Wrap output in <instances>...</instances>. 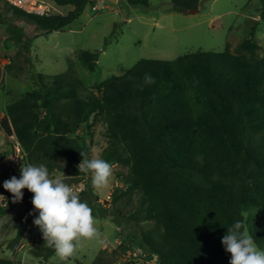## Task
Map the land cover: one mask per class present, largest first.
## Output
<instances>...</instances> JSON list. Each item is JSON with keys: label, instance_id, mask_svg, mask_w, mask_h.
<instances>
[{"label": "trees", "instance_id": "16d2710c", "mask_svg": "<svg viewBox=\"0 0 264 264\" xmlns=\"http://www.w3.org/2000/svg\"><path fill=\"white\" fill-rule=\"evenodd\" d=\"M0 1L8 16L50 32L68 26L93 0H53L72 9L49 15ZM173 2L175 10L187 11L198 8L200 0ZM8 30L30 50L33 37L23 26L10 22ZM262 48L254 26L238 43L239 52L228 45L223 51L198 50L173 60L142 58L94 88L72 67L54 75L33 73L36 88L7 104L0 128L16 138L24 165L86 175L77 166L81 152L91 159L93 148L79 131L102 118L107 145L101 159L126 169L118 173L125 187L115 189L111 204L119 209L122 198L138 194L139 206L127 217L140 227L139 242L156 255L157 264H229L222 237L236 221L264 250ZM80 56L87 69H96L99 52L82 50ZM146 73L154 83H145ZM12 176L20 178V169ZM12 176L0 181L1 191H7L3 182ZM23 193V200H32V192L25 188ZM80 193L93 215L106 216L105 207L95 202L92 184ZM9 209L0 207V217ZM114 221L121 223L116 214ZM25 230L23 225L11 240L13 252ZM33 252L45 259L55 253L48 246ZM0 264L24 262L0 257ZM93 264H106L103 254Z\"/></svg>", "mask_w": 264, "mask_h": 264}, {"label": "rangeland", "instance_id": "374dc122", "mask_svg": "<svg viewBox=\"0 0 264 264\" xmlns=\"http://www.w3.org/2000/svg\"><path fill=\"white\" fill-rule=\"evenodd\" d=\"M47 1L52 13L65 14L72 9L70 5ZM263 8L262 0H200L196 11H177L173 0H149L148 5H134L128 0H93L68 26L46 32L25 20L8 16L0 1V120L6 115L8 103L36 88L33 73L54 75L72 67L86 86L94 88L112 75L126 73L142 58L173 60L198 50L223 51L228 45L233 52H239L238 43L254 26L256 40L264 46ZM10 22L23 26L27 37H33L30 50L24 42L12 39L8 30ZM82 50L99 52L94 71L86 68L80 56ZM259 53L264 55V49ZM7 65L12 66L10 71ZM106 127L105 121L99 118L91 126L83 125L79 131L84 144L91 146L93 156L98 158L107 145ZM18 146L16 138L8 137L0 128V181L12 176L24 164ZM112 168L107 187L93 188L96 204L104 206L107 213L105 217L93 215L99 237L82 240L67 261H60L55 253L48 259L34 254L33 250L46 246L41 230L33 223L39 213L34 211L31 199L13 202L7 192L10 209L0 217V257L24 264H93L103 254L106 264H157L156 255L139 242L140 227L127 217L139 206L138 194L130 199L122 198L119 209L111 204L115 189L125 187L118 173L126 172L115 164ZM50 175L61 177L77 191L80 199L83 197L80 192L91 184L90 173L74 175L57 169ZM30 205L31 215L27 214ZM114 214L120 224L114 221ZM23 225L25 235L13 252L10 242Z\"/></svg>", "mask_w": 264, "mask_h": 264}, {"label": "clouds", "instance_id": "9594fccd", "mask_svg": "<svg viewBox=\"0 0 264 264\" xmlns=\"http://www.w3.org/2000/svg\"><path fill=\"white\" fill-rule=\"evenodd\" d=\"M145 83H154L150 74H145ZM83 157L78 164L79 173H90L94 189L107 187L112 176V165L104 159ZM21 176H12L3 182V187L13 194V202L23 200V190L33 193L31 203L38 212L33 223L43 234L45 245L55 251L60 261H67L77 251L82 240L99 237L92 208L82 202L77 191L61 177L51 176L44 165H21ZM30 215L32 213H29ZM241 221L227 228L222 237L226 252L231 254L229 264H264V250L256 245L253 237Z\"/></svg>", "mask_w": 264, "mask_h": 264}, {"label": "built area", "instance_id": "2783aa9c", "mask_svg": "<svg viewBox=\"0 0 264 264\" xmlns=\"http://www.w3.org/2000/svg\"><path fill=\"white\" fill-rule=\"evenodd\" d=\"M11 3L29 11L37 14L49 15L52 13L50 3L47 0H8ZM98 6H94L97 9ZM20 151V146L17 147ZM7 191L0 190V207L6 206L9 199ZM13 197V196H12ZM13 200V198H11Z\"/></svg>", "mask_w": 264, "mask_h": 264}, {"label": "water", "instance_id": "95a60500", "mask_svg": "<svg viewBox=\"0 0 264 264\" xmlns=\"http://www.w3.org/2000/svg\"><path fill=\"white\" fill-rule=\"evenodd\" d=\"M110 1L116 2L117 0H110ZM193 10L196 11L197 9L196 8H192L191 11H193Z\"/></svg>", "mask_w": 264, "mask_h": 264}]
</instances>
